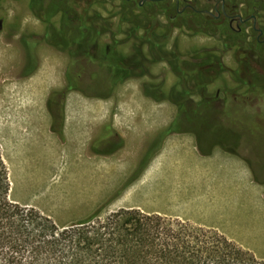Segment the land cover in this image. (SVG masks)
Segmentation results:
<instances>
[{"label":"rangeland","instance_id":"374dc122","mask_svg":"<svg viewBox=\"0 0 264 264\" xmlns=\"http://www.w3.org/2000/svg\"><path fill=\"white\" fill-rule=\"evenodd\" d=\"M232 1L239 5L248 2L257 5L261 3V0L258 3L256 0ZM117 3L108 4L107 7L95 4L92 12L98 11L103 15L113 10L117 12ZM157 15L160 17L161 14ZM0 18H6L4 29L0 33V145L9 163L12 192L17 201L30 203L61 225L90 217L101 208L108 214L120 208L138 205L147 213L158 212L164 216L188 221L198 227L201 225L209 227L206 229L213 228L264 261V123L256 120V117L245 109H232V122H235V135L232 140L238 142L236 138L240 139L238 145L233 146L234 149L237 148L238 158L225 153V157H236L251 170L254 181L260 186L255 188V195L249 190L252 188L241 183L237 185L236 191L193 183L190 175L195 170V158L189 153L186 144L182 147L175 144L174 153L163 160L155 161L144 176L141 175L143 171H133L128 176L132 169L130 162H120L110 167L102 159H79L70 152L72 147L68 142L49 148L51 141L43 134L45 124L42 120L47 118L49 98L63 87L69 58L47 44L42 45L37 54L39 66L36 73L23 79L25 51L18 43L19 35L11 38V28L21 21L22 30L19 34L26 32L44 39L48 26L32 15L29 0H3L0 4ZM114 21L117 26V18ZM53 23L58 24V20ZM188 25L186 29L175 30L171 43L179 39L182 50L186 52L195 47L218 48V56L224 61L227 69L225 75L210 86L209 92L215 93L224 87L240 97L251 90L264 92V48L255 46V40L247 32L249 27L244 28V34L238 37L220 25L214 27L200 22V30H195L191 23ZM59 38L62 42H73L79 35L74 27L69 25ZM131 46L133 42H129L126 48ZM142 49L145 51L146 47ZM88 70L89 77L100 71L96 67H90ZM150 70L153 79L127 82L116 88L110 100H90L75 93L66 103L69 109L94 108L99 114V119L93 122L95 126L105 124L104 121L107 123L112 109L119 111L115 122L119 128L132 123L146 126L147 129L145 127V130L141 131L142 135L156 137L148 146L146 143L142 145L144 142L138 145L139 149L147 146L143 163L149 162L156 155L163 144L161 138L169 135L168 129L177 113L176 108L167 102L155 103L143 97L142 86L148 81L152 86L161 85L163 82L162 85L167 91L178 87L177 77L165 64L160 63ZM99 76L103 78L104 71H100ZM94 79L88 78L90 93L103 95L111 89L107 82ZM177 100L189 105L192 110L198 109L203 103L193 91L182 97L177 95ZM250 102L251 108L264 109L263 103L256 104L255 100ZM108 104L109 108L105 112ZM157 107L159 109L156 110ZM261 113H264V110ZM192 119L194 125H190L189 129H197L196 132L202 139L203 135L207 136L204 134L207 128H212L218 139L226 138L224 131L227 128L222 125V129H219L213 112L204 114L203 121H200L202 124L196 123L195 118ZM227 123L230 124L229 121ZM30 129L38 131L31 132ZM34 135L44 144L40 145ZM172 139L197 141L193 134L175 135ZM23 140H26L25 143L17 146ZM95 144L93 150L99 151L115 147L113 140L104 144L100 138ZM205 144L202 143L204 148ZM215 151L218 153L210 161L213 168L215 162L224 158V154L220 153L223 152L221 149L216 148ZM107 176H110V179ZM116 176H125L126 179L120 183L119 179H116L114 186L112 179ZM258 194L261 200L255 198Z\"/></svg>","mask_w":264,"mask_h":264},{"label":"trees","instance_id":"16d2710c","mask_svg":"<svg viewBox=\"0 0 264 264\" xmlns=\"http://www.w3.org/2000/svg\"><path fill=\"white\" fill-rule=\"evenodd\" d=\"M2 1L0 0V4ZM30 7L35 16L48 26L47 42L53 46H61L69 54L90 49L101 38L99 31L106 27L112 28L113 25L129 32L131 36L127 42H133L134 48L138 45V40L147 41L143 47H146L153 58V39L159 42L165 36V33H153L149 20L136 23L134 15H129L127 10L126 18L117 19L116 26L115 19L90 20L89 9L83 8L79 3L54 0L43 4L41 0H31ZM94 13L102 14L98 11ZM55 20H58V24L53 23ZM188 22L195 30H200V22L208 26L218 25L213 20L202 18L193 12H190ZM69 25L74 27L79 38L73 42H62L59 36ZM226 29L232 34L227 26ZM117 50L118 47H115L109 57L105 56L104 51L99 53V60L108 59L110 65L98 68L104 71L105 76L101 78L100 71L96 72V80L107 82L111 87V81L119 71L141 72L138 76L149 72L150 67L140 65V60L122 65L118 61ZM156 54L159 56L158 52ZM172 63L174 71L179 75L181 68L175 62ZM191 72L188 76L189 82L180 84V81L177 87L180 89L174 88L168 94L167 101L180 106L178 118L169 127L168 134L178 132V124H187L183 132L195 135L201 153L208 156L210 153L206 150L207 145L212 139L218 138L215 136L217 134L212 128H207L204 132L207 136L203 135L202 139L196 132L197 129L189 128L194 125L192 118L196 119V123L202 124L200 121H203L204 114L211 112L204 103L198 109L192 110L189 105L177 100V95L182 97L200 90L199 82L191 79ZM157 87L161 88L159 85ZM87 92L90 93L88 89ZM67 93L68 90L54 92L51 97L53 99L59 95L66 96ZM216 123L218 124V119ZM224 133L229 137V132ZM202 143H206L205 148ZM11 191L10 169L4 149L0 145V264H264V261L220 232L195 226L185 220L146 213L139 209H120L105 214V210L101 208L83 221L61 225L35 207L22 206L13 201Z\"/></svg>","mask_w":264,"mask_h":264},{"label":"flooded vegetation","instance_id":"af4514ba","mask_svg":"<svg viewBox=\"0 0 264 264\" xmlns=\"http://www.w3.org/2000/svg\"><path fill=\"white\" fill-rule=\"evenodd\" d=\"M20 1V0H16ZM43 4L54 0H41ZM65 2H74L82 5L83 8L89 9L88 16L90 20L98 21L100 18L107 19H122L126 18L125 10L129 12V15H134V21L137 23H144L149 20V25L151 26L152 32L165 33V36L160 38V41L153 39L155 55L154 58L149 55L148 50L142 52L143 44L147 41L142 42L138 40V45L134 48H126L128 45V40L130 39L129 32H126L125 28H116L113 24L112 28L106 27L99 32L101 38L97 39V43L94 44L90 49H82L79 53L77 50L74 54H69L67 50H64L61 46H53L47 42L45 39L38 38L35 34H28L26 32L19 34L21 29V21L16 25V27L11 28V38H15L19 35L18 43L21 45L25 51V67L22 73V78L26 79L36 73L35 66L38 69L39 61L37 59V54L39 48L42 45L47 44L48 46L54 48L58 53L66 54L69 58L68 69L64 75L63 87L60 91L68 90L66 96L59 95L57 98L50 97L48 100V110L50 112L53 125L52 130L60 138L62 137L65 124V108L67 103V98L71 93H79L90 100H110L113 97V93L116 88H119L130 81H143L153 79L152 70L145 75L138 76L139 73H127L125 71H119L118 75L113 77L111 81V89L103 93V95H97L94 93H88V69L90 67H105L109 66L110 63L106 60H99L98 55L104 51L105 56L109 57L111 52L115 47H118L119 59L122 65H128L135 62V60H140V65L144 67L154 68L156 65L162 63L170 68V71L175 77H177L176 85L179 86V82L186 83L189 82V73L191 72V79L197 81L200 84V90L196 93L199 95L200 100H203L205 107L218 119L219 129H222V125L227 128L226 132H229V138L220 140L218 138L212 139L207 145V151H209L210 156L216 148L221 149L226 154H231L238 157L237 148L234 149L233 146H237L240 139L236 138L238 142L236 143L233 139L234 133V123L232 122V109H245L252 116L256 117L261 123H264V113H261L260 108H251L250 100H255L256 104H262L264 106V92H254L246 93L243 96H238L237 93L230 91L227 87H224L216 91L215 93L209 92L210 86H212L216 81H218L221 76L225 75L226 67L224 61L218 56L220 51L218 48H204L195 47L190 51L186 52L182 50L180 40H176L173 43V35L176 29L181 30L188 28L187 25L188 17L190 12L200 15L202 18H208L213 20L218 25L227 26L232 33H235L240 37L244 34V28L249 27L247 30L248 34L255 40V46L258 48H264V0L261 3H245L239 5L232 0H61ZM260 0H256L258 3ZM118 2L117 12L114 10L110 13L96 14L92 12V8L95 4L108 6V4H114ZM31 0H29V9L32 15L38 19L33 11L31 10ZM104 8V7H103ZM108 12V11H106ZM161 14L158 17L157 14ZM39 20V19H38ZM6 18H0V33L3 31L5 26ZM41 23L45 24L41 20ZM189 26V25H188ZM143 32V30H141ZM203 32H200L202 34ZM157 34V33H155ZM139 36H141L139 34ZM70 49V48H69ZM71 50V49H70ZM158 52L159 56H157ZM95 58V60H94ZM159 61H155V60ZM37 62V63H36ZM181 68L179 75L173 69V63ZM137 74V75H136ZM178 75V76H177ZM109 79V78H108ZM95 80V79H94ZM149 82V81H148ZM148 82L144 83L143 97L147 100H151L155 103H169L176 108V117L172 124L177 120L178 114L180 112V106L176 105L172 101H167L168 94L172 93L174 87L167 91L161 82L158 89V85L152 87ZM60 85V84H59ZM71 86V88H69ZM69 88V89H68ZM177 88V87H175ZM52 96V95H51ZM260 102V103H259ZM260 109V112L259 110ZM258 112V113H257ZM216 119V120H217ZM230 122L228 124L227 122ZM102 125V124H100ZM171 126V125H170ZM186 126L177 125V131L172 134H186L183 131ZM237 137V136H236ZM61 139V138H60ZM166 139V135L161 138L162 143ZM231 139V140H228ZM235 139V140H236ZM103 142V141H102ZM109 142V141H108ZM108 142H103L107 144ZM197 146L199 148L198 140ZM98 144V143H96ZM94 143V145H96ZM93 145V147H94ZM161 148V147H160ZM159 148V149H160ZM200 150V149H199ZM95 153L104 152V150L99 151L94 149ZM159 151V150H158ZM157 151V152H158ZM201 152V151H200ZM202 154V153H201ZM203 155V154H202ZM204 156V155H203ZM207 157V156H206Z\"/></svg>","mask_w":264,"mask_h":264},{"label":"crops","instance_id":"0c3cea01","mask_svg":"<svg viewBox=\"0 0 264 264\" xmlns=\"http://www.w3.org/2000/svg\"><path fill=\"white\" fill-rule=\"evenodd\" d=\"M75 93L69 94L67 101L69 100L71 95H74ZM73 112V113H72ZM37 115V114H34ZM119 115V111L116 109H112L111 113L109 115V120L106 124L102 125H94L93 122H96L99 119V114L97 111L90 107V108H73L69 109L68 107L65 108V124H64V131L62 134V141H59V137L55 132L52 130L53 121L50 115V112L48 109H46V120L43 119L45 130L43 131V134L47 137L49 141H51V144L48 146L49 148H55L56 146H59L60 144L65 145L67 142L71 144V153L75 155L79 159H90V160H99L102 159L104 163H108V166H113L116 163L120 162H130V173H128V176L132 174L133 171L142 172L141 175H145V173L152 167L155 161H159L160 159L163 160V158H167L171 156L175 151V144L177 146H184L185 144L188 146L189 153L192 154L195 158V170L190 175L191 178L194 180L193 183L195 184H206V185H213L217 188H223L225 190L227 189H233L236 191L238 184H244L249 188L250 191H252L255 195V188L260 187L257 185V183L254 181L252 177V172L247 167L244 166V163L239 161L236 157V159L231 157H225L224 152H221L224 154V158L222 161H218L214 163L210 162L214 155L218 153L217 151H213V153L210 156H203L197 146V142L195 140L191 141H178L172 139L173 136L178 134H169L166 136V139L164 140L161 148L156 153V155L149 160V162L143 163V155L145 154L146 147L155 140L156 135H142L141 131L145 130L144 126H137L132 124L118 127L116 125V119ZM72 117V118H71ZM82 117V118H81ZM94 117V118H93ZM24 126V125H23ZM147 129V127H146ZM31 132H37L38 130L30 129ZM185 135V134H182ZM38 141L39 137L37 135H34ZM179 136V135H178ZM100 138L103 142H108L109 140H113L115 142L114 149L107 150L101 153H95L93 151V145L94 143ZM26 140H23L21 144H18L17 146H20L25 143ZM144 142V143H143ZM147 145L144 148H138V145ZM38 145V143H35ZM40 145H43L41 141L39 142ZM148 149V148H147ZM187 154V151L185 152ZM171 154V155H170ZM5 155V154H4ZM6 162L9 166V163L7 161V158L5 157ZM146 166L142 169L143 165ZM95 168V167H93ZM10 169V168H9ZM89 169V168H88ZM96 169V168H95ZM126 175V174H125ZM11 176V171H10ZM139 178L141 180L143 178ZM140 177V176H139ZM107 178L110 179V176ZM116 179L118 180V183L126 179L125 176H119L115 177L114 182H112V185L116 182ZM112 180H109L111 182ZM12 183V181H11ZM115 186V185H114ZM113 186V187H114ZM111 188V187H110ZM13 189V186H12ZM233 191V192H235ZM11 198L16 203L22 205V206H28L33 207L30 203H23L19 202L14 198V193L11 191ZM256 199L261 200L260 194L255 197ZM120 209H139L143 212V210L140 206H132L130 208H120ZM119 209V210H120ZM147 213V212H146ZM151 214H160L158 212H151ZM164 216V215H163ZM89 217V216H88ZM86 218L81 219L80 221H83ZM78 221V222H80ZM76 223V222H74ZM71 224V223H70ZM202 228H209L199 225ZM213 229V228H210ZM215 230V229H214ZM217 231V230H216ZM219 232V231H218ZM222 234V233H221Z\"/></svg>","mask_w":264,"mask_h":264},{"label":"bare ground","instance_id":"6f19581e","mask_svg":"<svg viewBox=\"0 0 264 264\" xmlns=\"http://www.w3.org/2000/svg\"><path fill=\"white\" fill-rule=\"evenodd\" d=\"M109 105L110 104H108V105H106V108H105V112H107V110H108V108H109ZM157 109H159L158 107L156 108V110ZM154 111V110H153ZM102 113H103V111H102ZM100 114H101V112H100ZM104 114V113H103ZM102 115V114H101ZM102 117V116H101ZM104 119V118H103ZM107 119V118H106ZM106 119H104V120H106ZM103 121V120H102ZM99 123V122H98ZM101 123H103V122H101ZM104 123L106 124V122L104 121ZM154 130V129H153ZM171 155V154H170Z\"/></svg>","mask_w":264,"mask_h":264}]
</instances>
